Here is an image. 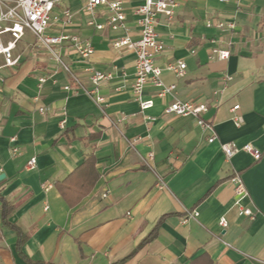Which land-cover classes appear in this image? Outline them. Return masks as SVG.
<instances>
[{"label": "crops", "instance_id": "1", "mask_svg": "<svg viewBox=\"0 0 264 264\" xmlns=\"http://www.w3.org/2000/svg\"><path fill=\"white\" fill-rule=\"evenodd\" d=\"M122 1L125 28L117 30L89 26L81 0L55 7L68 8L71 22L47 33L77 35L93 47L86 60L66 41L55 46L79 83L29 32L16 44L14 66H2L0 57V195L12 208L8 221L22 232L18 251L14 230L0 225L2 262L264 264V0H176L171 20L159 15L155 29L164 49L155 64L163 68L162 82L175 88L159 97L146 84L142 97L153 105L144 111L131 91L133 52L110 45L126 31L136 37L134 8L144 0ZM104 18L98 8L97 21ZM206 20L233 21L234 28ZM219 50L228 57L218 58ZM179 61L186 65L182 77L165 69ZM89 66L111 73L99 86V106L85 93L92 88ZM173 100L206 104V127L193 116L164 113ZM229 142L250 144L260 159L240 149L226 158L220 143ZM149 151L153 171L143 163ZM89 155L92 166L84 163ZM234 173L248 191L241 205L252 219L235 204ZM192 210L198 215L182 223Z\"/></svg>", "mask_w": 264, "mask_h": 264}, {"label": "built area", "instance_id": "2", "mask_svg": "<svg viewBox=\"0 0 264 264\" xmlns=\"http://www.w3.org/2000/svg\"><path fill=\"white\" fill-rule=\"evenodd\" d=\"M65 0H0V57L2 58V66H14L19 61V55L14 54V49L19 40L23 38L26 32H29L35 40V44L43 48L48 56L67 72L77 83H79L75 74L71 71L70 66L64 62L61 54L56 49V45L68 42L70 47L77 52L83 59L88 60L93 52V47L89 40L81 39L77 35H69L64 32L57 34H48L47 29L51 26L63 27L71 22V11L63 7L61 11L56 12L55 7ZM81 9L86 15V23L95 30L108 28L117 30L125 28V13L122 0H81ZM221 2H229L234 0H219ZM177 6L176 0H144L143 4L134 8L135 25L137 28L136 37H131L126 31L123 35L116 37L110 41V45L118 50L127 49L134 54V75L131 84V91L134 100L137 102L139 109L144 111L153 105L152 99H144L142 97L143 88L146 84H151L157 88V96L164 97L171 94L175 88L174 84L165 85L161 80V72L163 68L155 64V59L164 49V44L158 37L156 25L158 16L164 15L169 20L173 18L174 8ZM98 8L105 12L103 22L97 21ZM206 26H214L218 29H232L234 22L221 20H206ZM228 50H219L217 57L225 59L228 57ZM185 63L179 61L168 64L165 69L172 71L175 76L182 77L185 73ZM92 88L85 90L87 96L92 99L98 106L104 102V98L99 96V86L106 80L111 78L110 72L100 71L89 66L87 68ZM231 79V77H227ZM39 83L44 81V77L38 78ZM68 88L67 86L65 87ZM238 104L232 106V121L235 126H240L243 122L242 116L236 114ZM207 110L204 103L183 102L179 100L171 101L165 108L164 113H172L178 116H193L196 123L205 128L206 124L202 118V114ZM39 112L46 111L45 107H40ZM115 121H121L117 118ZM65 119L58 122L60 128H63ZM212 135L208 138V142L215 140ZM14 140V138H11ZM220 149L226 158H230L238 149L250 154L254 160H259L261 152L250 144H244L238 148L233 142L220 143ZM17 148L13 147L12 152L16 153ZM153 152L149 151L143 159V163L153 171L152 166ZM35 158H30L27 162V168L35 167ZM234 194L236 196L235 204L239 209V213L244 214L249 219L253 218V213L249 208L241 205V201L249 196L246 187L238 173H234L231 177ZM157 186L165 187V183L161 177L157 176ZM49 184L43 185V189L47 190ZM198 213L194 210L187 212L186 218L182 220L186 222L189 218H195ZM221 228H226L228 223L226 218L221 217L218 220Z\"/></svg>", "mask_w": 264, "mask_h": 264}, {"label": "trees", "instance_id": "3", "mask_svg": "<svg viewBox=\"0 0 264 264\" xmlns=\"http://www.w3.org/2000/svg\"><path fill=\"white\" fill-rule=\"evenodd\" d=\"M94 161V158L92 155H89L84 163H88L90 166H92ZM92 172V170L90 171ZM71 178V175L67 177V179L65 181H63L62 183L58 184V188L61 190L63 188V184L66 182H69L68 180ZM67 185V184H66ZM11 206H9L7 204V202L5 201V199L0 195V225L4 226V227H8L14 230L16 236H17V241H16V246H17V250L19 251L20 245L22 244V232L20 231V229L15 225L12 224L8 221L7 216L11 211ZM0 240H1V235H0ZM28 264H51L49 262H44V261H32L29 259H26ZM118 264V263H116Z\"/></svg>", "mask_w": 264, "mask_h": 264}, {"label": "rangeland", "instance_id": "4", "mask_svg": "<svg viewBox=\"0 0 264 264\" xmlns=\"http://www.w3.org/2000/svg\"><path fill=\"white\" fill-rule=\"evenodd\" d=\"M26 40V38L25 39H23V40H21V41H25ZM20 41V42H21ZM0 264H4L3 262H2V259L0 258Z\"/></svg>", "mask_w": 264, "mask_h": 264}, {"label": "water", "instance_id": "5", "mask_svg": "<svg viewBox=\"0 0 264 264\" xmlns=\"http://www.w3.org/2000/svg\"><path fill=\"white\" fill-rule=\"evenodd\" d=\"M0 178H1V175H0Z\"/></svg>", "mask_w": 264, "mask_h": 264}]
</instances>
